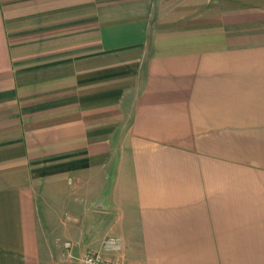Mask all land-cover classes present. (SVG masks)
<instances>
[{
  "label": "crops",
  "instance_id": "1",
  "mask_svg": "<svg viewBox=\"0 0 264 264\" xmlns=\"http://www.w3.org/2000/svg\"><path fill=\"white\" fill-rule=\"evenodd\" d=\"M107 238L264 264V0H0V264Z\"/></svg>",
  "mask_w": 264,
  "mask_h": 264
},
{
  "label": "built area",
  "instance_id": "2",
  "mask_svg": "<svg viewBox=\"0 0 264 264\" xmlns=\"http://www.w3.org/2000/svg\"><path fill=\"white\" fill-rule=\"evenodd\" d=\"M66 247H68V244H66ZM119 250L120 240L117 238H107L103 241L100 251H86L78 264H123L113 257Z\"/></svg>",
  "mask_w": 264,
  "mask_h": 264
},
{
  "label": "rangeland",
  "instance_id": "3",
  "mask_svg": "<svg viewBox=\"0 0 264 264\" xmlns=\"http://www.w3.org/2000/svg\"><path fill=\"white\" fill-rule=\"evenodd\" d=\"M67 244V243H66ZM65 248H67V247H65ZM67 264H73V262H69V263H67Z\"/></svg>",
  "mask_w": 264,
  "mask_h": 264
}]
</instances>
